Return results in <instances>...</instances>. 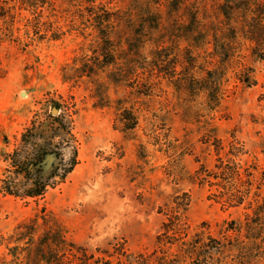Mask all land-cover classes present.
I'll list each match as a JSON object with an SVG mask.
<instances>
[{"label": "rangeland", "instance_id": "1", "mask_svg": "<svg viewBox=\"0 0 264 264\" xmlns=\"http://www.w3.org/2000/svg\"><path fill=\"white\" fill-rule=\"evenodd\" d=\"M184 1L48 0L37 15L0 0V180L26 187L13 162L50 152L42 197L0 191V264H48L54 243L47 259L39 248L56 232L98 264H201L184 252L227 243L229 222L253 217L264 62L240 41L220 65L186 26L192 3L211 14L215 0ZM217 252L207 264H239L236 250Z\"/></svg>", "mask_w": 264, "mask_h": 264}, {"label": "trees", "instance_id": "2", "mask_svg": "<svg viewBox=\"0 0 264 264\" xmlns=\"http://www.w3.org/2000/svg\"><path fill=\"white\" fill-rule=\"evenodd\" d=\"M19 1L21 4L27 6V8H30L34 14L38 15L40 13V9L38 8L42 7L48 0ZM185 3L184 0H176L175 5ZM196 5V3L190 5L192 7L191 14L186 26L192 28L191 33L195 32L201 37L199 40L200 44L210 45L212 47V53L220 65L225 66L232 59L240 41L247 44V49L251 56L255 57L258 61L264 62V0H215L214 5H212L211 14H208L205 4L201 6ZM4 16L5 13L0 14V18ZM57 35L54 33L52 38H56ZM53 108L55 110L58 109L57 106ZM126 114L125 111L122 112L121 118L129 119L124 116ZM124 123V127L131 130L136 126L137 121L134 117H131L130 120ZM48 151L44 149L35 155H28L21 161L13 162L11 165L12 170H9V172L22 175V178L29 183L26 187L22 188L17 182L6 181L5 179L0 180V191L7 195L21 196L22 198L42 197L49 184L41 182L37 176L39 171H41V165L45 155L50 153ZM74 160L75 157L73 156L68 167L64 168L62 173H60L59 180H63L72 170ZM226 170L227 168L221 167L222 173L226 174ZM231 173L236 178H234V182L230 183L231 185L234 186L236 181H242L241 174L238 170L232 169ZM245 195L235 196L236 203L240 204L245 199ZM244 219L242 225H236L232 221L229 222L226 230H232L235 235L234 237L228 236L227 243L224 244L209 238L211 242L216 243L214 246L213 243L209 244L208 241L204 242L198 239V242H196V244H199L198 251L194 247H189L184 252L186 257L190 259L195 258L196 261L201 260V264H207L206 258H212L209 254L212 248L216 249L219 255H224V252L227 251L236 250L234 259L237 263L251 264L254 259L253 264H258L259 259L264 260V201L261 205H257L253 217L247 214V217ZM55 234L50 233L51 237L47 236L44 245L39 248L41 253L40 257L43 259H47L45 257L49 251H45V249H48L49 241L53 242L57 249L56 254L51 253L54 254L52 260H46V263L98 264L97 261H92V256L87 254L83 249L75 246L73 243H66L59 233L56 232ZM240 236L246 239V241L240 239ZM143 264H149V262L145 259Z\"/></svg>", "mask_w": 264, "mask_h": 264}, {"label": "water", "instance_id": "3", "mask_svg": "<svg viewBox=\"0 0 264 264\" xmlns=\"http://www.w3.org/2000/svg\"><path fill=\"white\" fill-rule=\"evenodd\" d=\"M55 110V109H54Z\"/></svg>", "mask_w": 264, "mask_h": 264}]
</instances>
